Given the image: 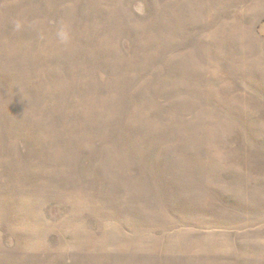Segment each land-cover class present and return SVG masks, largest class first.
<instances>
[{"label":"rangeland","instance_id":"374dc122","mask_svg":"<svg viewBox=\"0 0 264 264\" xmlns=\"http://www.w3.org/2000/svg\"><path fill=\"white\" fill-rule=\"evenodd\" d=\"M0 264H264V0H0Z\"/></svg>","mask_w":264,"mask_h":264}]
</instances>
